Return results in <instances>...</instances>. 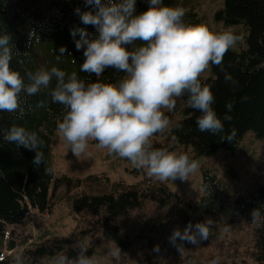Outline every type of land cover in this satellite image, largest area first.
<instances>
[{"label":"trees","instance_id":"obj_1","mask_svg":"<svg viewBox=\"0 0 264 264\" xmlns=\"http://www.w3.org/2000/svg\"><path fill=\"white\" fill-rule=\"evenodd\" d=\"M147 2L148 0H136L135 14L146 11L149 7ZM163 3L171 7L172 0H163ZM77 8L81 11L92 10L85 6L84 0H0V34H9L13 45L11 68L19 71L22 76L27 71L40 70L32 53L36 48H44L51 55L46 70L55 66L68 74L76 72L86 83L97 82L94 74L80 71L84 60L83 49H76L71 29L87 27L93 35L96 30L91 25L81 23L75 12ZM214 18L226 28L243 26L246 32L245 45L240 49H230L224 56V71L212 65L211 75L201 77L202 84L212 86L215 97L213 108L221 120L227 112L225 105L229 102L234 105L229 113L232 119L224 122L225 130L221 135L235 129V138L231 142L222 141L220 135L199 131L196 119L201 113L188 107L185 96L177 98L173 111L180 118L164 133L153 136L156 138L166 135L165 142L152 143L154 149L172 153L177 151V154H186L195 161L212 156L219 150L235 155L248 132H253L258 140L264 139V0H224ZM187 22V25H206L195 12L189 14ZM76 38L79 39L78 34ZM62 46L67 51L57 60ZM225 71L235 83L225 81ZM124 75L108 68L99 82L118 83ZM54 86L53 79L50 88ZM48 92L49 89H42L34 96L21 94L22 106L26 109L23 119H17V113L0 112V257H3L0 264H13V256L4 257L6 249L15 248L12 240L7 244V232L10 228H19L24 224L27 201L41 212L49 211L54 192L63 186H88L95 189L91 193L83 192L73 197L71 211L75 215L85 212L95 218L103 234L122 249L124 240L115 225L117 218L140 208L145 202L155 203L160 208L179 204L180 216L187 223L202 217L228 214L258 224L255 257L258 263L264 264V183L246 192L230 195L227 186L216 173L204 169L199 196L192 200H182L166 183L152 180L143 169L136 167L130 172L137 176L143 174L144 177L135 184H127L123 180L111 182L106 174L89 175L84 179L68 176L56 178L54 173L45 174L43 165L36 169L32 163L35 153L3 141V131L15 124L36 132L44 141L41 150L44 152L46 165L52 167V139L57 132V121L62 120L64 109L62 105L51 102ZM40 100L47 101L45 107H36ZM178 124L182 126L176 127ZM124 161L129 162L127 159ZM106 189L109 191H105ZM254 209L260 210L259 222L252 220L251 213ZM82 246L87 249L86 255L94 257L92 248L81 243L73 246L70 239L60 236L26 248L23 257H27L30 264H36L40 259L53 260L60 254L75 260Z\"/></svg>","mask_w":264,"mask_h":264},{"label":"clouds","instance_id":"obj_2","mask_svg":"<svg viewBox=\"0 0 264 264\" xmlns=\"http://www.w3.org/2000/svg\"><path fill=\"white\" fill-rule=\"evenodd\" d=\"M84 2L92 10L77 8L75 12L83 25L95 28L96 34L90 33L87 27H74L71 35L76 49H83L80 71L94 74L97 82L86 83L76 72L68 74L55 66L50 70L27 71L22 76L10 66L11 36L0 34V112L17 113L16 118L23 119L26 109L22 106L21 94L34 96L42 89H49L51 102L64 109L62 120L57 121V133L74 156L85 154L89 143L94 141L110 155L127 159L137 169L145 170L150 178L160 182L187 181L189 175L197 171V161L183 153L154 149L152 138L164 133L172 124L164 110L173 112L177 98L185 96L188 107L201 113L196 119L199 131L220 135L222 141L231 142L235 138V129L221 135L225 130L224 122L232 119L229 113L234 105L231 102L225 105L227 112L221 120L213 108L212 86L202 84L201 77L212 65L224 71V56L242 36L231 31L216 33L205 25H186L184 9L164 5L163 0H148V9L138 15L135 14L136 0ZM66 51L62 46L57 60ZM108 68L125 75L118 83L99 82ZM53 79L55 86L50 88ZM225 81L235 83L226 71ZM46 104V100H40L36 107L43 108ZM3 141L33 151L32 163L36 169L43 165L45 174L55 172L54 167L46 165L41 150L44 141L36 132L14 124L3 131ZM38 210L49 216L39 219H50L47 211ZM251 217L253 222H259L260 210L254 209ZM26 219L29 218L25 215ZM210 225L209 220L189 223L183 231L174 229L169 243L178 250L185 242L199 245L208 239ZM12 229V236L7 232V244L11 240L15 243L16 228ZM229 230V226H225L223 232ZM154 250L159 251V246ZM120 251L119 247L108 250L114 257ZM86 252L82 246L75 260L57 255L53 264H100L99 259ZM22 256V253L16 254L13 264H24ZM211 264H219V258Z\"/></svg>","mask_w":264,"mask_h":264},{"label":"rangeland","instance_id":"obj_3","mask_svg":"<svg viewBox=\"0 0 264 264\" xmlns=\"http://www.w3.org/2000/svg\"><path fill=\"white\" fill-rule=\"evenodd\" d=\"M223 2L224 0H172L171 7L184 9L183 22L186 25L189 14L195 12L211 31L216 33L231 31L242 36V40L238 41L234 47V49H240L245 45L244 27L226 28L223 23L214 18ZM32 56L37 65L46 70L51 55L44 48H36ZM210 75L209 67L202 77L207 78ZM164 111L172 124L180 118L179 114ZM166 139V135L158 136L152 138V143H164ZM51 147L50 165L55 168L56 178L68 176L84 179L89 175L106 174L111 182L123 180L127 184H135L144 177L143 174L137 176L130 172L135 168L130 161L126 162L115 155H110L107 149L98 148L94 141L89 143L85 154L76 157L56 132ZM173 153L177 154V151ZM196 161L199 167L195 173L189 175L187 181L177 179L164 182L182 200H192L199 196L204 169L214 171L227 186L230 195L246 192L264 183V139H256L253 132L245 135L235 155H228L224 150H219L212 156L201 157ZM144 172L146 173L145 170ZM94 190L88 186L59 188L53 194L51 210L47 211L50 219L47 221L39 218L33 221L26 219L21 227L14 229L13 239L16 248L5 251L4 257H14L18 253L24 255L26 248L43 244L54 236H60L70 239L73 246L81 243L85 247L92 248L94 257L99 259L100 264H211V261L217 258H219V264H260L255 257V235L258 224L249 223L244 218H234L228 214L202 217L190 222L195 224L210 220V235L199 245L185 242L178 250L169 243L168 238L174 229L183 231L189 224L180 216L179 204L160 208L155 203L145 202L140 208L117 218L115 225L124 240L122 249L103 234L95 218L85 212L75 215L71 211L73 197L83 192L91 193ZM225 226L230 228L227 233L223 232ZM11 231H13L12 228L9 230L12 236ZM157 245L159 251L154 250ZM115 247H119L121 251L114 257L108 250ZM22 258L24 264H30L27 257L22 256ZM36 264H53V260L40 259Z\"/></svg>","mask_w":264,"mask_h":264},{"label":"built area","instance_id":"obj_4","mask_svg":"<svg viewBox=\"0 0 264 264\" xmlns=\"http://www.w3.org/2000/svg\"><path fill=\"white\" fill-rule=\"evenodd\" d=\"M26 217L34 220L40 217L47 219L49 216L46 213H40L37 207L32 206V204L27 201Z\"/></svg>","mask_w":264,"mask_h":264}]
</instances>
